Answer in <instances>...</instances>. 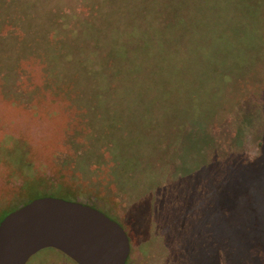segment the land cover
Returning <instances> with one entry per match:
<instances>
[{
	"label": "rangeland",
	"instance_id": "1",
	"mask_svg": "<svg viewBox=\"0 0 264 264\" xmlns=\"http://www.w3.org/2000/svg\"><path fill=\"white\" fill-rule=\"evenodd\" d=\"M84 6L0 0V123L9 119L6 128L30 140L36 167L44 164L58 181L66 173L68 190H81V178L105 187L76 201L49 197L89 205L122 225L128 264H264V0H189L180 11L188 17L184 77L174 82L181 93L125 97L101 96L98 57L84 58L111 33L84 34L86 25L98 32L100 18L122 34L128 8L93 0L84 23ZM139 44L148 53L153 47ZM69 46L81 53H68ZM133 58L123 62L132 68L126 86L143 89ZM162 71L156 81L166 79ZM144 100L152 104L137 105ZM187 117L181 129L177 119ZM109 174L117 189L106 187ZM11 175L0 160V223L39 199ZM58 255L41 252L27 264H72Z\"/></svg>",
	"mask_w": 264,
	"mask_h": 264
},
{
	"label": "trees",
	"instance_id": "2",
	"mask_svg": "<svg viewBox=\"0 0 264 264\" xmlns=\"http://www.w3.org/2000/svg\"><path fill=\"white\" fill-rule=\"evenodd\" d=\"M85 5L84 8V23L89 22L91 16V10H94L93 0H82ZM103 1V0H102ZM108 1V0H106ZM115 1V0H111ZM122 5H126L128 8V14L122 19L123 27L121 28L122 34L111 29V25H106L102 23V20L107 21L106 18H100L101 27L97 32L92 28V26L86 25V38L93 35L98 37L102 32L106 31L111 33L109 39L105 42L97 43V45L91 48L92 51L88 52V57H85L88 61H93V58L98 57L99 62V75L101 78L100 82L104 80L105 87L99 86L100 95L117 94L120 96H128L129 93H135L134 95L143 96L138 93H142L147 89V96L153 92H168L169 90L176 93H181L177 87L174 85L175 81H180L184 76L183 74V64H184V52L186 47H188V42L186 41L184 31L181 29L182 26L186 25L188 17H183L180 15L182 8L188 3L189 0H117ZM107 9V8H106ZM112 13L116 12L119 14L115 5L111 7ZM9 26V25H6ZM125 28V29H124ZM70 30V29H69ZM125 33H127V39L125 38ZM58 34V33H57ZM114 34V38L111 36ZM121 36V37H120ZM119 37V38H118ZM58 35L54 38V43L58 40ZM103 38V37H102ZM112 40V43H110ZM144 42L146 45H153L148 53L147 48L143 47L139 43ZM68 45V44H66ZM68 53H74L72 46ZM184 49L185 51H183ZM182 53L183 56L180 57L178 54ZM187 52V51H186ZM81 52L75 51V55ZM134 58L132 64L141 63L140 73L135 82H139L143 89L139 87H129L126 86L129 79H132V68H129L126 63H123L126 56L130 55ZM158 58V65L152 62V58ZM82 59L77 56V59ZM86 60L85 64L87 70H92V67ZM149 61V64L148 62ZM169 61V62H168ZM130 64V65H132ZM162 65L163 71L162 76L166 79L156 81V71L159 66ZM150 70H152V75L149 76ZM91 72L87 71L88 76H93ZM133 80V79H132ZM93 81L89 82L92 86ZM132 83V82H131ZM159 83V84H157ZM99 85V84H98ZM147 87V88H146ZM183 88V87H182ZM54 92H58L53 88ZM73 90V87L71 88ZM53 92V93H54ZM150 93V94H149ZM146 96V95H144ZM137 105L149 104L152 102L149 100L138 101ZM194 103V101H192ZM125 103H120V107H123ZM168 104H166L167 106ZM170 119V117H169ZM9 120V119H6ZM3 119L1 126V138L0 147L4 148L3 157L0 156V160L4 162L11 171L10 180H14L15 177L22 178L21 189L26 192L32 193L38 198L49 197L51 194L62 193L63 195L70 196L72 200H78L82 196L83 192L87 190H100L94 187L95 185L86 182L83 178L79 179V187L81 190L73 191L68 190V181L66 173L60 177V181L56 178H52L44 168V164L38 163L40 167H36L37 157L35 152V147L32 146L30 140L26 138L25 135L19 136L13 134L6 127L10 126L8 122ZM181 124V129L184 128L189 122V117L184 121L177 119ZM197 121H206L202 116ZM210 121V120H208ZM207 121V122H208ZM182 122H186L183 123ZM176 125L178 123H175ZM34 156V159L33 157ZM75 166V165H74ZM28 171V174L24 173ZM64 175V176H63ZM75 178V177H74ZM76 179H78L76 177ZM109 180V182H108ZM14 182V181H13ZM106 187L111 189H117V187L112 185V176L109 174V178L106 177ZM41 252H49L50 260L58 259L59 254L67 257L72 264H77L71 258L63 254L62 252L55 249H46ZM39 252V253H41ZM130 257V256H129ZM129 258L126 264H128Z\"/></svg>",
	"mask_w": 264,
	"mask_h": 264
},
{
	"label": "water",
	"instance_id": "3",
	"mask_svg": "<svg viewBox=\"0 0 264 264\" xmlns=\"http://www.w3.org/2000/svg\"><path fill=\"white\" fill-rule=\"evenodd\" d=\"M55 249L77 264H126L131 252L127 231L89 205L42 197L0 223V264H27Z\"/></svg>",
	"mask_w": 264,
	"mask_h": 264
}]
</instances>
